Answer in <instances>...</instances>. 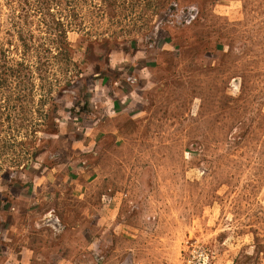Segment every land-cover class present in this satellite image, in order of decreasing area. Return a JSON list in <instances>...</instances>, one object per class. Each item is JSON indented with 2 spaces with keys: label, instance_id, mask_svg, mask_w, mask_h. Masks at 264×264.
Segmentation results:
<instances>
[{
  "label": "rangeland",
  "instance_id": "obj_1",
  "mask_svg": "<svg viewBox=\"0 0 264 264\" xmlns=\"http://www.w3.org/2000/svg\"><path fill=\"white\" fill-rule=\"evenodd\" d=\"M131 41L165 70L145 115L93 146L92 186L125 211L71 264H264V0H0V185L59 96Z\"/></svg>",
  "mask_w": 264,
  "mask_h": 264
},
{
  "label": "crops",
  "instance_id": "obj_2",
  "mask_svg": "<svg viewBox=\"0 0 264 264\" xmlns=\"http://www.w3.org/2000/svg\"><path fill=\"white\" fill-rule=\"evenodd\" d=\"M156 46L131 41L115 47L105 64L89 66L82 91L63 93L53 103L39 153L1 181L0 264H71L103 221L121 219V201L102 185L92 186L97 171L91 151L110 129L145 115L165 70ZM67 198L75 218L65 222ZM33 215L44 219L28 222ZM31 224L45 229L43 240L30 234Z\"/></svg>",
  "mask_w": 264,
  "mask_h": 264
}]
</instances>
